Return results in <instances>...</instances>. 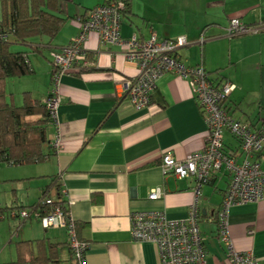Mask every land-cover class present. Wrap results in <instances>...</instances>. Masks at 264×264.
<instances>
[{"label":"crops","instance_id":"0c3cea01","mask_svg":"<svg viewBox=\"0 0 264 264\" xmlns=\"http://www.w3.org/2000/svg\"><path fill=\"white\" fill-rule=\"evenodd\" d=\"M105 1L60 0L59 14L67 18L62 29L52 39L34 38L43 53L48 48L52 58V51L69 44L79 32L78 17ZM130 1L131 12L122 17L124 37L134 32L144 38L152 33L158 38L184 35L187 43L176 48L178 57L187 65L202 64L216 84L225 79L234 83L225 100L230 112L256 125L264 122V0ZM232 18L258 29L230 35L226 27ZM83 46L92 65L61 77L59 126L51 124L48 130L53 141L59 127L61 148L50 149L45 160L49 168H39L37 162L0 168V208L7 209L0 219V264H33L29 259L43 251L46 259L52 256L49 264H77L65 228H45L35 218L21 222L7 208L37 202L51 174L61 183L80 236L89 241L87 264H159L156 243L133 237L132 213L154 209L182 218L194 198L192 177L164 173L159 165L164 151L183 158L205 144L207 125L189 79L161 73L149 106L137 109L127 95L139 71L125 54L128 45L101 41L93 30ZM53 69L52 58L46 97ZM223 138L225 149L239 150L228 131ZM257 156L264 164V148ZM230 176L222 167L201 188L199 226L207 264H230L215 220ZM155 187L162 195L149 198ZM227 217L234 248L250 250L264 264V195L259 201L232 204ZM37 239L52 242L51 247H41ZM21 241L30 243L19 245ZM19 255L27 260L18 261Z\"/></svg>","mask_w":264,"mask_h":264},{"label":"built area","instance_id":"2783aa9c","mask_svg":"<svg viewBox=\"0 0 264 264\" xmlns=\"http://www.w3.org/2000/svg\"><path fill=\"white\" fill-rule=\"evenodd\" d=\"M125 7L126 0H109L92 7L88 15L78 17L79 32L71 42L51 52L54 63L52 88L45 102L55 124L59 126L62 75L92 65L89 51L83 46L90 31H97L101 41L128 45L125 54L138 63L139 71L129 82L127 95L137 109L149 106L151 91L161 73H177L189 79L207 125L205 144L200 150L192 151L183 158H176L170 151H164L159 165L164 173H172L180 178L192 177L194 198L187 215L182 218H168L162 211L154 209L134 211L131 215L133 237L156 243L159 264H207L204 238L199 226L201 188L216 170L224 167L231 176L217 212L218 237L226 246V258L230 264H259L258 257L250 250L234 248L227 215L229 207L234 203L255 202L263 198L264 164L255 155L264 148V125L248 124L235 118L221 104L234 88V83L226 80L220 85H214L208 70L202 64L187 65L175 54L177 47L187 43L184 35L158 38L152 33L144 38L134 32L124 37L121 24ZM257 29H250L238 18L230 19L226 27L230 35ZM4 36L6 33L0 32V38ZM203 37L201 35L200 39ZM224 129L231 131L238 139L241 151L239 155L224 150ZM59 132L58 127L54 138L57 149L61 148ZM162 193L160 187H155L149 191L148 197L158 198ZM16 214L25 219L35 217L49 228H66L69 245L78 264H87L89 241L79 236L71 211L65 212L62 207L57 206L48 212H42L38 208H25L20 213L12 212V215ZM4 217V214H0V219Z\"/></svg>","mask_w":264,"mask_h":264},{"label":"trees","instance_id":"16d2710c","mask_svg":"<svg viewBox=\"0 0 264 264\" xmlns=\"http://www.w3.org/2000/svg\"><path fill=\"white\" fill-rule=\"evenodd\" d=\"M1 4L3 13L0 16V32H5L6 36L0 38V164L15 165L43 162L51 156L52 151L50 149L52 146L55 147L54 140L52 141L48 134L49 126L55 124V121L45 102L46 97H35L32 95L31 90H25L23 102L16 104L12 97L10 100L8 99L6 85L8 77L34 71L29 53L31 51L43 52L42 47L38 45L39 43L34 38L42 37L43 35H48L51 39L54 38L64 26L67 18L59 14L60 0H1ZM125 12H131L130 0H126L123 14ZM14 44H23L25 47L13 49ZM84 69L86 68L73 72L81 73ZM210 80L214 85H220L227 79L218 84L214 83L211 78ZM227 96L221 101V104L230 112V108L225 103ZM232 115L248 124H255L241 119L233 113ZM260 124L264 125V122L258 125ZM225 131H228L235 138L228 129L223 130V137ZM238 147L239 150L238 148H233L234 150L224 148V150H230L234 155H239L241 153L240 145ZM257 155L255 156L258 159ZM211 177L209 180H211ZM57 206L62 207L65 212L70 211L67 201L62 196L61 183L57 175H54L53 179L43 189L37 202L31 205L20 204L7 208H10L11 214L13 211L20 213L25 208L30 210L38 208L42 212H48ZM6 210V207H1L0 214H4ZM15 217H18L21 222L35 218L28 217L25 219L19 214H16ZM217 219L218 215L216 213V223ZM41 224L43 225L42 222ZM76 228L80 236L77 221ZM43 239H37V243L41 247L42 245H45L46 248L51 247L50 244L52 242L46 244ZM23 242L30 243V241H21L19 245ZM70 250L76 260L71 247ZM32 251H29L30 254H32ZM41 254H44V251L32 256L29 260L33 264H49L48 260H51L52 256L46 259ZM20 255L17 259L18 261L27 260L25 255L22 257Z\"/></svg>","mask_w":264,"mask_h":264},{"label":"rangeland","instance_id":"374dc122","mask_svg":"<svg viewBox=\"0 0 264 264\" xmlns=\"http://www.w3.org/2000/svg\"><path fill=\"white\" fill-rule=\"evenodd\" d=\"M3 13L2 4L0 0V16ZM25 47L23 44H14L13 49H18ZM30 60L32 61V65L36 69L30 73H26L19 76H11L7 79V96L8 99L12 97L16 104H21L23 102V94L25 90H31L32 95L35 97L43 98L46 95V89L48 82H50L49 69H50V60L52 59L49 55V49L45 48L43 52L31 51ZM52 88V83H51ZM46 97V96H45ZM40 167L49 168L47 161L37 162ZM18 168L19 165H10L7 163H1L0 168ZM29 167V166H27ZM32 167V166H30ZM54 174L49 176L50 181L53 179ZM48 178V177H47ZM46 178V179H47ZM66 229V228H65ZM67 249V247H65ZM62 264H76L73 260H62Z\"/></svg>","mask_w":264,"mask_h":264}]
</instances>
